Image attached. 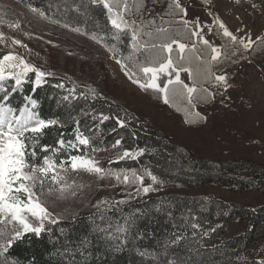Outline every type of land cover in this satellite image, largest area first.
<instances>
[{
    "label": "trees",
    "instance_id": "16d2710c",
    "mask_svg": "<svg viewBox=\"0 0 264 264\" xmlns=\"http://www.w3.org/2000/svg\"><path fill=\"white\" fill-rule=\"evenodd\" d=\"M187 1L181 0V3ZM15 2L25 11L38 15V12L31 9H39L44 13L41 16L43 19L93 42L102 50L96 47L97 49L116 61L127 56L131 50L130 30H124L128 35L121 34L123 44L117 42L114 39L117 30L111 24L108 11L102 4H93L91 0ZM200 2L205 3L206 0ZM256 2L264 12V0ZM128 3L132 5L133 0H128ZM143 3L140 13L133 9L132 14L125 15V20H135L137 26H140L141 21L147 24L154 20V24L144 28L145 32L164 27L170 29V34L180 41L195 42L196 38L189 37L183 30L176 36L175 30L182 28L181 25L164 23L173 19L166 15L170 0H143ZM235 4L244 8L251 5L248 0H236ZM175 19H179V16ZM65 24L68 27H64ZM75 28L80 31H73ZM210 32L218 40L222 53L218 62L212 64L213 73L232 70L246 60L264 64V37L255 40L250 48L245 49L238 41L233 42L224 37L215 23ZM93 34L97 39H92ZM140 39L143 42L150 38L141 35ZM151 42L159 43L158 40ZM112 45L119 50L115 57L109 50ZM198 47L203 52V46L198 44ZM8 52L0 48V58ZM25 60L32 63L28 58ZM48 72L54 75L45 77V83L32 86L33 83L30 82L22 87L21 95L14 94L10 98L15 101L19 99V104L12 106L18 108L24 106L25 96L35 97L38 100L35 111L42 119L60 121L59 125L45 130L41 145L59 147V138L74 140L76 129L79 128L84 135L90 137L93 147L102 145L114 156L125 149L144 148L147 151L141 157L124 161L112 159L113 162L105 168L139 170L146 166L162 183L153 185L155 191L142 193L140 196L135 195V186L127 187L123 184L127 188L125 199L128 203L119 205L118 208L114 206L115 203L100 204L97 207L103 200L95 199L91 207L58 218L57 224L50 226L51 234L47 231L39 237L31 233L25 234L5 253L9 262L168 264L169 261H176L177 264H259L264 259V202L249 205L217 193L227 191L232 194L264 195V164L252 158L219 160L199 157L185 145L170 141L152 122L142 120L122 99L119 100L104 91L97 82L98 75L95 78L85 72L77 74L57 68H50ZM138 75L143 82V74ZM30 76L33 80L34 74L31 73ZM60 84L63 87H57ZM94 94L96 98H93ZM64 96L69 98L64 100ZM102 115L110 118L102 120ZM117 117L124 118L127 127H120ZM121 138V146L112 148L115 140ZM89 150L84 146L80 149L87 152ZM72 153L78 154V151L73 149ZM66 156L67 153H64L61 158ZM145 180L152 183L147 177ZM129 192L133 194L131 198L128 197ZM102 213L105 219H101ZM130 214L134 218V224L128 233L119 234V241L106 238L104 232L93 231L96 226L107 228L109 222L123 225V218ZM193 225L198 227L194 228ZM61 228L64 229L63 233L60 232ZM177 236L182 237L180 243L169 245L165 253L164 243L176 239ZM85 240L87 243L82 246ZM116 244L120 245V250L113 247ZM144 252L154 255H141Z\"/></svg>",
    "mask_w": 264,
    "mask_h": 264
},
{
    "label": "snow or ice",
    "instance_id": "6c2138e0",
    "mask_svg": "<svg viewBox=\"0 0 264 264\" xmlns=\"http://www.w3.org/2000/svg\"><path fill=\"white\" fill-rule=\"evenodd\" d=\"M91 3L102 4L107 9L108 18L117 30L114 36L117 42L123 44L121 34L128 35L124 30H130L131 50L127 56L118 61L129 79L145 90L151 89L157 92L162 96L164 103H171L177 111H183L187 123L194 124L204 119L200 112L194 111L198 103H208L213 98V93L203 85L214 80L217 85L222 84L228 87V81L226 75H215L212 72V64L218 62L222 55L221 48L205 38L199 19L190 21L186 18L187 10L182 6L181 0H170L166 15L173 19L166 20L164 23L181 25L182 28L175 30L176 36H179L181 30L187 32L189 37L196 38L195 42L191 44L174 38L168 28L157 27L155 31L145 32L144 28L154 24V20L148 21L147 24L141 21L140 26H137L135 20H125V15L132 14L133 9L136 13L141 12L144 7L143 0H133L132 5H129L128 0H91ZM31 10L44 16V13L39 9L32 8ZM176 16H179V19H175ZM213 23L222 29L224 37L230 38L233 42L238 41L245 49L252 46L253 41L250 38L245 42V40L234 36L218 17L214 18ZM8 27H19V25L9 24ZM64 27H68V25L65 24ZM73 31L79 32L80 29L75 28ZM141 35L150 39L141 42ZM2 39L3 34L0 33V40ZM92 39H97V36L93 34ZM154 40H158L159 43H152L151 41ZM14 43L20 44V41L15 40ZM198 44L203 46V52ZM174 45L180 53L178 60H174L172 57ZM125 46L127 47V45ZM109 50L113 52L114 57L119 51L115 45H112ZM185 50L190 55L185 56ZM182 72L187 74L191 81L190 84L181 78ZM30 73L34 74V80L29 75ZM138 73L143 74V82ZM51 75L54 73L34 66L22 57L13 55L11 51L0 58V94H2L0 95V224L4 225L3 228H0V257L4 258L0 264H19L18 261L9 262L5 253L25 234L31 233L37 237L45 231L51 234L50 226L57 224L58 219L41 203L42 195L57 191L60 198L63 199L66 198V194L76 195L75 189L83 187V185H76L75 182L67 183L64 176L60 174L61 172H86L95 174L99 179L114 178L117 184H124L127 187L135 186L136 196L155 191L153 185L162 183L146 166L139 170L136 168L114 170L101 167L99 162L87 151H80L81 146L91 149L93 153L98 149L91 145L90 137L84 135L79 128L76 129L74 140L59 138L57 140L59 147L41 145V138L45 135V130L59 125L60 121L58 119H42L33 110L36 101L30 96H25L24 99L27 103L18 108L11 106L10 97L22 88L26 81L39 86L46 82L45 77ZM9 81H14V84L9 85L10 91L5 86ZM57 87H63V85L60 84ZM68 98V96L63 97L64 100ZM93 98H96L95 94ZM29 103L33 105V108L28 107ZM109 118V116H101L102 120ZM76 123L78 124L79 121ZM117 124L122 128L127 127L126 122L119 117H117ZM121 140L122 138L116 139L112 148L121 146ZM73 149H76L78 154H73ZM145 151L147 149L144 148L125 149L117 153L115 161L135 160L141 157ZM64 153H67V156L62 159L61 155ZM112 162L110 161V163ZM146 177L152 181L147 186L144 184ZM49 184L56 187H48L47 193H45L44 190ZM132 195L131 192L128 193L129 198ZM107 203V201H101L97 207ZM126 203L128 200L121 199L116 201L114 206L118 208L119 205ZM112 206L109 205V207ZM101 219H105L103 213ZM123 219V225L119 222H116L115 225L109 222L107 228L96 226L93 231L104 232L106 238L111 237L113 240L119 241L121 239L119 234L128 233L134 224L131 214ZM8 225L11 227L9 228ZM193 227H198V225H193ZM60 232L63 233L64 229L61 228ZM181 240L182 237L177 236L174 240L166 241L163 246L165 253H167L169 245H178ZM86 243L87 240L83 241L82 246ZM113 247L120 250L119 244L113 245ZM141 255L154 254L144 252ZM69 264H74V262L70 261ZM168 264H177V262L169 261ZM259 264H264V259L260 260Z\"/></svg>",
    "mask_w": 264,
    "mask_h": 264
},
{
    "label": "rangeland",
    "instance_id": "374dc122",
    "mask_svg": "<svg viewBox=\"0 0 264 264\" xmlns=\"http://www.w3.org/2000/svg\"><path fill=\"white\" fill-rule=\"evenodd\" d=\"M196 1L200 0H190L189 5ZM235 1L206 0L205 3H201L208 9L195 14L208 18L211 23L209 30H211L213 20L217 17L215 13L223 10L227 16L230 15L228 8L232 6L236 9L232 5ZM181 4L184 7L187 2ZM243 8L237 7V10ZM9 24H18L19 27H8ZM0 33L3 34V39L0 40L1 49L11 51L13 55L20 56L24 60L28 58L34 66L44 71L48 72L50 68H57L77 74L85 72L88 76L95 78L98 75L97 82L104 91L119 100L122 99L124 104L135 110L142 120L152 122L155 127L166 134L170 141L185 145L199 157L219 160L252 158L264 164V103L256 107L252 106L254 103L251 100L241 99L236 105H231L220 87L213 113L209 115L207 121L201 119L194 124L183 121L184 124H182L178 116H173L165 108L166 106L153 100L139 89L138 91L118 61L100 51L99 46L72 31L46 21L37 13L25 11L15 0H0ZM211 35L218 42L216 37ZM15 40H19L20 44L14 43ZM34 79L35 76H33ZM242 80L243 77H240L239 82L241 83ZM29 83L26 81L23 86ZM10 84H14V81H9L5 85L9 91L11 90ZM214 84L216 83L213 80L207 85L213 86ZM22 91L23 89L20 88L12 96L21 95ZM31 98L36 101V105L33 108V105L29 103L28 107L35 111L38 107V100L35 97ZM23 101L27 103L25 99ZM10 104L17 106L19 99L16 101L10 99ZM95 148L98 149L96 152L93 153L90 149L88 153L99 162L101 167L105 168L112 159H115V156L111 155L102 145H97ZM60 174L64 176L67 183L75 182L76 185H83V187L75 189L76 195L66 194V198L63 199L57 191L41 196V203L57 219L68 213L75 214L91 207L95 199L107 201L108 204L115 203L117 199H125L127 188L123 187V184H117L114 178L99 179L95 174L86 172H61ZM144 184L147 186L151 182L144 180ZM48 187L56 186L47 185L45 193ZM217 193L227 199L249 205L264 202V195L256 193L232 194L227 191ZM3 227L4 225L0 224V228ZM8 227L10 228L11 225ZM0 261H2L1 257Z\"/></svg>",
    "mask_w": 264,
    "mask_h": 264
},
{
    "label": "crops",
    "instance_id": "0c3cea01",
    "mask_svg": "<svg viewBox=\"0 0 264 264\" xmlns=\"http://www.w3.org/2000/svg\"><path fill=\"white\" fill-rule=\"evenodd\" d=\"M249 1L251 2V5L240 10H237L235 4H232L236 9H233L232 6H230L228 8L230 10V15L228 16L223 10H219L215 14L219 18V20L222 21L224 25L229 29V31L232 32L234 36L238 37L239 39L245 40V42H247L250 38L254 42L257 39L264 37V12L258 7L256 0ZM189 2L190 0L187 1L186 5H184L187 10V19L190 21L199 19L203 26L205 38L208 39L213 45L220 47V44L213 38L210 33L209 26L211 23L208 21V18L203 15L199 17L197 16V14H195L196 12L203 11V9L207 10L208 7H205L200 1L193 2L192 5H189ZM247 17L248 19L246 20ZM183 43L191 44L190 42L187 43L186 41H184ZM173 47L174 52L172 54V57L174 60H178L180 53L178 49H176L175 45ZM184 55L187 56L190 55V53L185 50ZM214 74L226 75L228 87H225L222 84H214L215 86H210L207 85L208 83H205L203 85L204 88H207L211 93H213V98L208 103H198L194 111L200 112L205 121H207L209 115L213 113L215 100L217 98L220 87L223 90L225 98L229 100V103L231 105H236L241 99L251 100L254 103L252 106L256 107L264 103V65H258L251 60H246L235 70H228L222 74ZM240 77H243L241 83L239 82ZM181 78L184 79L186 83H191L186 73L182 72ZM131 81L132 84L137 88V90L139 89L144 94H148L153 100L166 106L165 108H167L173 116H178L180 122L184 124L183 121L185 122V116L183 111H177L171 103H164L162 96L157 92L151 89L145 90L144 88H141L139 84L134 83L133 80Z\"/></svg>",
    "mask_w": 264,
    "mask_h": 264
}]
</instances>
